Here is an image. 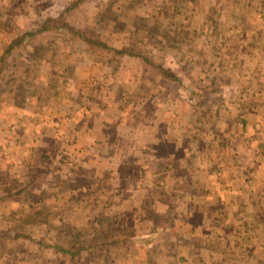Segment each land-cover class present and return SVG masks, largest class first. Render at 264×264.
I'll return each instance as SVG.
<instances>
[{"label":"crops","instance_id":"crops-1","mask_svg":"<svg viewBox=\"0 0 264 264\" xmlns=\"http://www.w3.org/2000/svg\"><path fill=\"white\" fill-rule=\"evenodd\" d=\"M34 1L0 0L1 264H264V0L182 1L179 82L67 33L11 48Z\"/></svg>","mask_w":264,"mask_h":264},{"label":"rangeland","instance_id":"rangeland-1","mask_svg":"<svg viewBox=\"0 0 264 264\" xmlns=\"http://www.w3.org/2000/svg\"><path fill=\"white\" fill-rule=\"evenodd\" d=\"M182 1L190 0H87L66 15V22L91 37V47L127 49L134 54L165 64L163 52L175 47L176 23L181 16ZM35 14L39 22L45 13L56 16L64 10V0H36ZM25 13V12H24ZM101 42H104L101 43ZM171 42V43H170ZM100 44V45H99ZM109 59V56H107ZM172 64H174L172 62ZM175 66V64H174ZM0 220V264L8 249L11 236ZM14 229V228H13Z\"/></svg>","mask_w":264,"mask_h":264},{"label":"trees","instance_id":"trees-1","mask_svg":"<svg viewBox=\"0 0 264 264\" xmlns=\"http://www.w3.org/2000/svg\"><path fill=\"white\" fill-rule=\"evenodd\" d=\"M85 1L87 0H64V6L62 7L64 10H61L60 13L56 14L55 17L48 15L49 12L45 13L43 20L37 24V27L31 28L26 31L21 38L13 42L11 48L25 45L30 42V40L34 39L37 35H41L44 33H67L80 39H83L87 42L93 41L90 36L84 34L81 30H79V28L65 21L66 15L69 13V11L76 10ZM103 48L108 51L109 59H113L115 61V58L117 57L121 58L125 55L135 56L138 59H142L146 64L153 66L157 71L161 72V74L164 75L167 79L172 80L174 82L180 81L178 75H175L174 73H172V71L165 68L163 66V63L158 60L150 59L144 55L134 54L133 52L127 49L117 50L115 48H109L107 46H103Z\"/></svg>","mask_w":264,"mask_h":264}]
</instances>
